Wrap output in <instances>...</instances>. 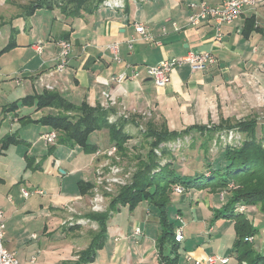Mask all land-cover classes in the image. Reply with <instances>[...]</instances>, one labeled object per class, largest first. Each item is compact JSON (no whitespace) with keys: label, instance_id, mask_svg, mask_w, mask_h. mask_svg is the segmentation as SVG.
<instances>
[{"label":"crops","instance_id":"crops-1","mask_svg":"<svg viewBox=\"0 0 264 264\" xmlns=\"http://www.w3.org/2000/svg\"><path fill=\"white\" fill-rule=\"evenodd\" d=\"M188 1L197 0H123L121 6L101 3L68 15L55 5L26 12L30 0H0V209L6 225L5 247L15 252L20 264H159L155 247L158 211L147 202L135 207L127 227L113 223L112 216L121 208L117 205L109 213L92 258H80L99 226L93 220L90 231L83 227L89 219L74 215L91 213L89 191L97 168L107 163L106 157L96 156L91 148L113 145L105 129L89 134L87 150L46 143L42 135L51 129L41 120L57 110L23 105L20 101L25 97L57 92L76 106H99L115 116L123 112L140 118L146 113L176 131L195 125L210 127L224 120L256 118L264 123L259 121L264 119V0H257L238 19L223 23L220 41L212 19L197 26L188 24ZM206 1L215 5L223 0ZM135 23L144 25L152 38H139ZM132 37L136 39L129 47ZM61 38L72 45L70 60L62 72L50 75L58 52L56 41ZM111 43L118 45L120 62L107 49ZM37 44L41 52L35 50ZM205 51L216 57V63L194 72L182 63L171 71L164 88L156 87L145 73L146 67L162 59ZM132 68L139 72L136 78L115 80ZM173 141L161 146L171 151L167 144ZM135 145L145 147L141 153L147 149L143 139ZM35 188L44 193L22 197L21 189ZM204 190L199 199L196 193L203 191L193 188L172 194L175 216L179 210L184 223L183 242L186 235L197 236L185 245L183 264L210 254L228 256L229 263L236 264L234 222L216 217L214 211L221 206L223 194ZM253 207L246 205L243 211L256 229L249 242L264 257V217L257 219L264 213ZM97 253L102 255L99 262ZM187 256L191 260L186 261Z\"/></svg>","mask_w":264,"mask_h":264},{"label":"trees","instance_id":"trees-1","mask_svg":"<svg viewBox=\"0 0 264 264\" xmlns=\"http://www.w3.org/2000/svg\"><path fill=\"white\" fill-rule=\"evenodd\" d=\"M102 1L67 0V4L62 5L60 10L68 15H77L101 4ZM54 5L52 0H37L30 3L26 12L36 6ZM20 103L34 105L36 109L48 107L57 110L56 113L48 114L41 120L50 127V131L56 132V143L70 147L80 146L87 150L90 146L87 142L89 134L95 130L105 129L117 154L129 158L130 149L127 142L130 136L124 131L121 122H108L109 109L91 107L86 103L76 106L57 92L50 91L27 96ZM146 125L142 138L147 144V149L143 153L133 155L135 163L131 180L119 188L110 202V209H115L117 205H127L132 211L140 202L153 205L158 211L159 230L155 237L157 260L159 264H181L178 251L182 242L175 239V230L183 225V221L182 219L171 221L168 217L173 187L181 186L184 192L193 188L199 192L208 189L213 193H223L222 204L214 211L216 217L231 219L234 222L236 264H263L264 257L245 240V237L254 234L256 229L243 212L235 209V205L243 203L254 206L264 213V124H260L256 118L234 122L224 120L210 127L195 125L182 131L170 130L165 123L157 126L153 121H148ZM229 130L240 134L242 138L238 143L221 145L220 133ZM188 135L192 139L190 144L192 147L195 146L197 137L202 138L199 146L206 161L197 164L200 170L179 171L175 164L176 155L161 144L169 140L183 139ZM9 140L13 139L8 138L7 141ZM213 140L216 142L214 145L219 146L217 153L223 151V157L210 156L212 160L208 161L210 143ZM91 149L95 152L97 147L93 146ZM143 149L145 147L140 145V150ZM155 150L159 151V154ZM229 184H233L234 187H229ZM179 213L178 210L176 215ZM88 216L98 223L99 231L94 235L90 246L80 255L82 260L92 258L104 236L106 222L110 217L108 213H89Z\"/></svg>","mask_w":264,"mask_h":264},{"label":"built area","instance_id":"built-area-1","mask_svg":"<svg viewBox=\"0 0 264 264\" xmlns=\"http://www.w3.org/2000/svg\"><path fill=\"white\" fill-rule=\"evenodd\" d=\"M122 1L123 0H105L102 2V4L110 7H117L122 5ZM256 3L257 0H223L221 4L214 5L206 0L188 1L187 6L190 10L188 24L190 26H197L203 20L212 19L215 22L216 40L220 41L222 39L220 26L223 23H230L238 19L245 9L255 6ZM134 29L135 32L139 35V38L146 41L152 38L151 34L148 32V29L144 25L135 23ZM135 39L136 38L132 37L129 41H127L129 47H131V43ZM56 46L58 52L55 64L52 67V70L48 72L50 75L53 72H62L67 67L72 52V45L67 39H58L56 41ZM107 49L112 54L113 60H115L116 62H120L121 59L119 57L117 43L108 44ZM35 50L37 52H41V44L35 45ZM182 63H187L190 67V70L194 72L205 69L207 66L216 63V57L208 51L197 53L188 52L181 57L162 59L157 64L146 67L145 73L156 87L164 88L170 81L171 71L176 66L181 65ZM138 73L139 72L137 69L132 68L129 74H127L126 72H122L115 77V80L121 82L122 80L128 78L134 79L137 77ZM113 103L114 102H112L111 104ZM235 133L236 132L233 130L224 131L219 136V139L223 142V145L231 144L233 143V140L238 138L232 137ZM42 138L46 143L54 144L56 142V132L53 130L48 131L47 133H44L42 135ZM227 138L231 140L227 141ZM215 143L216 142H214V144ZM156 153L159 154V151L156 150ZM95 155L107 158V163L96 170L95 187L97 188H92L93 191L90 198V210H92V212H101L104 210L103 206L105 203L106 195L111 193L114 187L128 184L130 182L134 169H124L120 166V164L118 163L119 157L117 156V150L114 146H110L108 148H98L95 151ZM98 188L100 190H98ZM95 189L96 191L94 192ZM173 190L177 193L183 192V188L181 186H174ZM43 193V190L37 188L31 190L21 189V195L24 198H27L33 194L42 195ZM236 210L240 212L243 211V209L241 208H237ZM81 221L82 220H79L77 222ZM70 224H72V222H70ZM182 227L183 226L177 227L175 230V239L178 242H182L184 239ZM139 232L140 229L136 228L135 233ZM5 233V219L3 211L0 209V264H20L15 252L5 247ZM251 239L252 237L250 236L248 240L250 241ZM33 260L34 258L32 257V261ZM189 260H191V257L187 256L186 261ZM229 260V257L225 255L210 254L206 255L202 259H194L193 264H230Z\"/></svg>","mask_w":264,"mask_h":264},{"label":"rangeland","instance_id":"rangeland-1","mask_svg":"<svg viewBox=\"0 0 264 264\" xmlns=\"http://www.w3.org/2000/svg\"><path fill=\"white\" fill-rule=\"evenodd\" d=\"M30 1L33 3V2H36L37 0H30ZM52 1H53V3H55V6H57L59 9L61 7H63L62 5L67 4V0H52ZM103 1H105V0H103ZM71 6L72 5H69V7H71ZM108 113H109L108 114V122L109 123H115V122H118V121L119 122L121 121V123H124L125 120H127L128 123L130 122L129 125L128 124H124L125 126L123 127L124 129H126L125 131L130 136V140H128V142H127V145H128V147L130 149L129 158L121 157L122 159L119 162H120V166L123 167L124 169H126L128 167L132 168L134 166V163H135V158L133 157V155H136V154L140 153V148H138V146L135 145V143L137 141H139L140 139H143L141 131L146 128V126H147L146 123L148 121H153V122L159 124L160 120L158 119V120L154 121V120H152V117L151 116H147L146 113L143 116H141L140 118H133L132 116L126 115L123 112L119 113V114L117 113L116 116H115V113H113V111H111V110H108ZM131 119H132V121H131ZM133 121L136 122L135 127H133V124H134ZM259 121L260 122H264V119L262 118ZM157 124H155V125H157ZM232 137H234V138L238 137L237 139L233 140V143H238L237 140L242 138V136L240 134H238V133L233 134ZM201 139L202 138L197 137V140L194 143L196 147H190L192 139H191V137L189 135L185 136L183 139H176L173 142L167 144V146L170 147L171 151L174 152V154L176 155L175 164H176V166H177L179 171H181V169H183V170H188V169L189 170H200V168L197 167V164H201V163H204L206 161L205 158L203 157V155H204L203 150L200 149V147H199ZM230 140L231 139L227 138V141H230ZM133 145H135V146L131 149V147ZM221 145H223L222 141H221ZM218 147L219 146L217 144L214 145V141H212L210 143V148H209V152H208V158H209L208 161H211L212 158H218L219 156L221 158L223 157V151L217 153ZM210 156H212V158ZM192 163H194V165H192ZM95 186H96V182H94V186L93 187L97 188ZM122 186H124V185H122ZM122 186L114 187L112 192L109 193L108 195H106L105 203H104V206H103L104 210L101 211V212H92V210H90V202H89V210L91 211V213H108V214L109 213L110 214L114 213L115 209L114 208H113V210L110 209V202H111L112 198L118 193L119 188L122 187ZM229 187L233 188L234 185L233 184H229ZM98 190H100V189L98 188ZM92 191L93 190L89 191L90 198H91V195H92ZM95 191H96V189L94 190V192ZM202 191H203L202 194L201 193H199V194L197 193V195H196L197 199H199L200 196H202L205 193L204 189ZM182 193H186V190H185V192L183 191ZM193 203H196V202L193 201ZM244 206H246V205L243 204V203H238V204L235 205V209L241 208L244 211V209H246V207H244ZM176 208H177V205L175 203H171L170 204V207L168 209V217H169V219L171 221H175V219H180L181 218L179 215L175 216ZM180 208H181V210L183 212V215L187 216L183 205H180ZM253 209H254V207H253ZM257 210L259 211V209H257ZM132 211L129 210L127 205L121 206L120 210L116 211V213L112 216L113 223H118V225H120L121 227H124V226L127 227L128 225H131V222L134 219L132 214H131ZM243 211H241V212H243ZM238 212H240V211H238ZM258 213L261 214L262 212L259 211ZM254 214H256V213H254ZM174 216H175V219H174ZM74 217H81L80 219L88 218L89 220L85 221L86 225L83 226V227H86L88 230L93 231L92 230V229H94V227L92 226L93 219L90 218L88 215L87 216L74 215ZM263 217L264 216L260 215L257 219H260V218L263 219ZM94 222H96V221H94ZM182 226L184 227V223H183ZM98 231H99V227L96 228L93 231L94 235ZM185 234H186V231H185ZM196 237L197 236H191V238H190L188 235H186L187 239L184 242L182 241L183 243L180 245V248H179V251H178V253L180 255V263L181 264H183V259L185 258V253H184L185 252V250H184L185 245L188 246V244L192 241V239L194 240ZM249 237L250 236H246L245 237V240H247L248 242H249V240H248ZM96 257H98V260H96V261L99 262L101 260V258H102V255L101 254L99 255V253H97Z\"/></svg>","mask_w":264,"mask_h":264}]
</instances>
